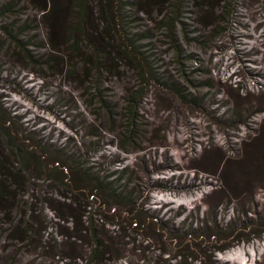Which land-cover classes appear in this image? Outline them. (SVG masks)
<instances>
[{
  "label": "trees",
  "instance_id": "obj_1",
  "mask_svg": "<svg viewBox=\"0 0 264 264\" xmlns=\"http://www.w3.org/2000/svg\"><path fill=\"white\" fill-rule=\"evenodd\" d=\"M24 1L32 3L35 18L24 13V5L19 0H0V59H9L13 66L22 64L39 77L41 71L69 77L73 52L85 64L92 65L95 71V84L84 88L89 92L87 105L96 101V108L104 110L106 122L101 125L103 130L98 125L82 123L77 129L78 137L62 134L55 143L47 133L40 132V128L22 122L20 119H24V115L5 104L0 93V212L12 222L8 239L22 242L33 230L27 223L28 218L27 221L14 220L10 213L18 209L22 218L29 217L36 207L50 209L56 218L50 224L44 220L41 228L64 227L69 232L59 229V234L69 243L84 241L88 244L84 264L110 258L109 249L114 242L141 252V263L132 262L134 264H153L157 258H162L165 264H219L216 252L264 233V227L257 229L263 225V219L247 215L250 210H235L232 216L228 214V207L224 212L220 211L223 199L219 193L225 190L224 183L228 184V171L233 166H241L245 151L239 156L232 149L221 151L204 146L203 153L214 156L212 171L205 172L207 177L218 181L210 189L211 194L217 193L215 198L218 201L205 210L199 205L190 209L180 206L168 215L148 206L135 174L126 164L115 167L112 162L110 168L94 158L95 148L106 133L112 136L109 144L114 143L123 152L142 149L138 135L139 110L149 93V85L172 93L180 101L193 106L197 98L202 99L197 95L199 86H210L211 81L191 76L198 70L189 67V62L195 63L191 59L195 57L181 48L176 27L182 29L185 42L194 40L205 48L207 38L224 30L225 25L236 17L239 6L247 5L244 0H191L196 11L195 20L199 27L204 25L205 31L195 35L187 33L186 22L175 15L174 8L163 12L162 6L168 0ZM182 1L185 0H177V3ZM129 3H139L137 10L164 30L177 63L179 80L164 68L163 63H158L154 53L139 47L140 39L150 38L147 31L126 32V15L121 7ZM154 6L158 7L160 14L156 18L152 15ZM8 62H0V79L5 80L10 75H5ZM125 68L135 75V81L123 86L119 95L121 100L114 104L103 95L112 86H99L97 72L103 70L105 76L122 80L126 77ZM248 94L245 91L243 96ZM245 110L234 109L230 116L236 121L247 120L250 117H243ZM87 137L90 139L86 140ZM230 200L227 197L225 202ZM60 221L69 223V228ZM68 256L70 254L64 255Z\"/></svg>",
  "mask_w": 264,
  "mask_h": 264
},
{
  "label": "rangeland",
  "instance_id": "obj_2",
  "mask_svg": "<svg viewBox=\"0 0 264 264\" xmlns=\"http://www.w3.org/2000/svg\"><path fill=\"white\" fill-rule=\"evenodd\" d=\"M19 1L24 5V13L35 18L32 3ZM244 1L247 5L239 6L236 17L225 25L224 30L207 38L205 48L194 40L185 42L182 29L176 27L181 48L195 57L191 58L195 63L189 62V67H197L198 70L191 76L198 80L209 78L211 81L210 86H199L197 95L202 99L197 98L193 106L180 101L172 93L149 85V93L139 110L138 135L142 149L123 152L114 143L109 144L112 136L106 133L95 148L94 158L110 168L112 162H115L112 164L115 167L126 164L135 174L142 196L149 202L148 206L168 215L180 206L190 209L199 205L200 209L205 210L218 201L215 198L217 193H210L212 184L218 181L207 177L205 172L212 171L214 156L212 153L205 155L204 146L221 151L232 149L239 156L245 151V160L239 164L241 166H233L228 171V184L224 183L226 188L219 193L223 199L220 211L224 212L228 207V214L232 216L235 210L246 208L251 211L247 214L250 217L263 219V225L257 226L260 229L264 227V0ZM172 3H177V0L166 1L162 6L163 12H170L171 7L174 8L175 15L186 22L189 35L203 33L204 25L199 27L196 22V11L191 0L176 5ZM138 4L129 3L121 7L126 15V32L147 31L150 38L140 39L139 47L154 53L159 59L158 63H163L164 68L179 80L177 63L164 30L157 28L151 18L138 11ZM176 6L179 8L176 9ZM158 12V7L154 6L153 17L159 16ZM3 44L6 45L4 40ZM71 55L69 77L50 75L46 71H41L42 76L39 77L22 64L13 66L9 59H0V62H8L5 75L10 74L8 80L0 79V93L5 104L24 115V119H20L22 122L40 128V132L47 133L55 143L59 142L62 134L78 137L77 129L82 123L95 124L103 130L101 125L106 122L104 110L96 108L95 100L90 106L87 105L89 92L84 88L95 84L92 65L85 64L73 52ZM85 72L87 76H84ZM97 73L100 75L99 86H112L103 95L114 104H119L123 86L135 81V75L127 68L124 70L126 77L122 80L105 76L103 70ZM237 87L240 89L236 90ZM245 91L249 92L246 97L243 96ZM241 108L247 109L243 111V117L250 118L236 121L230 114L234 109ZM89 153H92L91 150ZM234 184L237 185L235 188ZM227 197L231 198L228 203L225 202ZM19 212L18 209L12 211L10 218H21L23 221L28 218L27 223L32 225L33 230L22 242L8 239L7 232L11 230L12 222L7 221V216L0 212V264L85 263L89 248L86 242L69 243L59 234V229L69 232L64 227L41 228L44 220L50 224L56 219L50 209L36 207L29 217L23 218ZM63 224L69 228V223L64 221ZM109 251L110 258L93 264L141 263L143 256L131 246L115 242ZM65 254L70 256L64 257ZM215 257L219 264H264V233L216 252ZM153 264L165 263L162 258H157Z\"/></svg>",
  "mask_w": 264,
  "mask_h": 264
},
{
  "label": "bare ground",
  "instance_id": "obj_3",
  "mask_svg": "<svg viewBox=\"0 0 264 264\" xmlns=\"http://www.w3.org/2000/svg\"><path fill=\"white\" fill-rule=\"evenodd\" d=\"M76 122H74V124H75ZM76 125H78L77 123H76Z\"/></svg>",
  "mask_w": 264,
  "mask_h": 264
}]
</instances>
